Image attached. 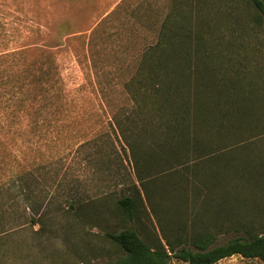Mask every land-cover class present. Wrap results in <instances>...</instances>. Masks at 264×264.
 Instances as JSON below:
<instances>
[{
    "label": "rangeland",
    "instance_id": "rangeland-1",
    "mask_svg": "<svg viewBox=\"0 0 264 264\" xmlns=\"http://www.w3.org/2000/svg\"><path fill=\"white\" fill-rule=\"evenodd\" d=\"M257 16L246 0H0V264H112L122 253L104 234L125 225L167 250L200 232L214 244L264 234ZM164 40L189 50L192 66L198 50L201 67L239 83L205 98V147L196 148L213 154L186 156L194 146L183 141L179 155L156 157L147 200L129 146L152 143L158 112L138 109L136 86L143 54ZM243 106L256 112L238 127ZM235 127L242 138L232 146ZM134 184L142 205L124 223L113 200ZM215 264L262 262L234 255Z\"/></svg>",
    "mask_w": 264,
    "mask_h": 264
},
{
    "label": "trees",
    "instance_id": "trees-1",
    "mask_svg": "<svg viewBox=\"0 0 264 264\" xmlns=\"http://www.w3.org/2000/svg\"><path fill=\"white\" fill-rule=\"evenodd\" d=\"M246 2L257 12V18L264 24V0H246ZM178 37L179 40L186 38L181 34H178ZM262 41L264 44V35ZM166 42L164 40L163 44L152 46L143 54L144 63L140 67L141 76L136 86L139 92L138 109L141 107L148 110L151 106L158 112V116L150 120L151 133L147 137L152 140V143L136 144L135 148L131 144L129 146L134 160L136 178L147 200H150V196L146 186L152 183V179L154 181L156 171L152 163L156 157L167 154L179 155L183 141H188L194 146L190 152H186V156L197 158L213 154L211 151L196 148L204 146L199 140L198 132L205 120L204 110H208L205 98L207 95L211 96L221 91L231 93L235 91L233 84L239 83L236 77L235 81L234 78H218L214 68L205 69L207 67L205 64L201 67L200 51H195L197 59L192 66L189 50L184 48L176 51L168 47L164 48ZM251 82L255 84L258 92V89H261L259 81L250 80V84ZM226 101L230 105L226 110H231L235 101L232 98ZM255 112L256 110H248L244 106L243 110H235L237 118L235 126L243 125L240 122L247 124L248 118ZM160 113H162L161 116ZM249 114L250 117H248ZM188 117L189 124H187ZM190 117L192 121L189 122ZM148 127L149 125L146 124L145 128ZM260 130H264V126H261ZM235 131L238 137H235V143L231 144L232 146L238 144V138L241 137L240 129L235 127ZM215 133L218 134V132ZM194 175L198 178L197 174ZM131 189L128 193L122 189L119 190L118 197L113 200V210L115 216L121 217L122 222L133 224L138 219L142 197L138 186L134 184ZM150 205L151 212L155 214L153 205ZM144 212L147 213L145 207ZM104 236L122 253L112 264H174L176 262L215 264L234 255L246 259H258L264 264V234L234 237L223 243L214 244V235L209 232H200L187 244H180L177 248L167 242L168 250L160 243L154 248L150 247L133 225L107 231Z\"/></svg>",
    "mask_w": 264,
    "mask_h": 264
}]
</instances>
